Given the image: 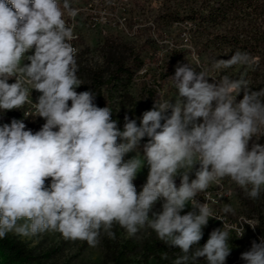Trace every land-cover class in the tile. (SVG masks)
Segmentation results:
<instances>
[{
    "label": "clouds",
    "instance_id": "9594fccd",
    "mask_svg": "<svg viewBox=\"0 0 264 264\" xmlns=\"http://www.w3.org/2000/svg\"><path fill=\"white\" fill-rule=\"evenodd\" d=\"M65 11L77 15L70 0H0V113L32 104L45 121L37 131L23 119L0 123V240L59 233L96 248L102 238L117 239V226L137 239L150 229L178 250L171 264H227L228 230L214 228L200 244L209 220L223 218L197 197L225 178L249 199L264 193V89L251 88L243 73L212 79L177 62L176 98L157 99L139 118L126 113L121 130L93 90L77 91L83 83ZM249 63L237 49L211 67ZM145 167L138 191L134 181ZM239 258L264 264V235Z\"/></svg>",
    "mask_w": 264,
    "mask_h": 264
},
{
    "label": "rangeland",
    "instance_id": "374dc122",
    "mask_svg": "<svg viewBox=\"0 0 264 264\" xmlns=\"http://www.w3.org/2000/svg\"><path fill=\"white\" fill-rule=\"evenodd\" d=\"M202 2L203 0H70L71 8L77 10V15L72 17L68 11H65L64 19L68 24L75 25L80 38L79 44L74 45L77 49L78 77L83 83L87 71H95L104 67L108 49L123 44L144 62V67L137 72L136 79L130 88L131 93L136 97L146 86L158 91L156 100L176 98L177 90L170 78L174 75L176 65L172 68L170 66L175 52L181 49L184 53L180 63H189L197 71L207 70L210 78L219 79L221 75L209 70L210 63L213 61L211 49L207 46L203 47L209 38L203 36L192 40L188 33L190 24L173 20V17H186L193 9L199 10ZM92 15L107 17L108 24L90 22ZM119 20L123 24H120ZM115 22H118V25H114ZM81 87L82 85L77 89L78 92ZM38 95L39 93L33 90L34 102ZM26 106L29 113L36 114L32 104ZM5 122L10 121L0 120V123ZM260 135H264V127ZM258 142L264 144V136H261ZM132 155L135 153H129L126 159ZM147 171L145 167L134 181L138 191L146 182ZM178 184L179 180H177ZM207 192L214 199L213 202H216L214 205L217 204L216 206H220V209L223 210L226 205L231 206L233 211L228 214L232 220H238V216H245L253 225L255 224L256 229L264 220V193L257 200L249 199L242 189L227 178L210 186ZM155 210H160V203L156 204ZM188 210L190 208L185 211ZM249 228L245 239L240 241L243 245L234 247L235 258L232 261L228 260L227 264H245L239 258L240 253L248 250L250 242L256 239L252 227ZM261 229L262 227H258L257 234ZM115 231L116 235L120 233L122 237L125 236L119 226L115 228ZM208 234L206 227L204 238L200 241L201 246L206 242ZM260 234L259 236L262 235ZM7 237L17 236L9 233ZM105 239L102 238L101 244L96 248L85 247L86 242L66 241L59 233H45L31 239L21 240L29 247H39L41 252L54 253L50 263L104 264ZM0 264H9L6 252L1 246ZM151 264L159 263L153 260Z\"/></svg>",
    "mask_w": 264,
    "mask_h": 264
},
{
    "label": "trees",
    "instance_id": "16d2710c",
    "mask_svg": "<svg viewBox=\"0 0 264 264\" xmlns=\"http://www.w3.org/2000/svg\"><path fill=\"white\" fill-rule=\"evenodd\" d=\"M173 20L190 24L188 33L192 40L203 36L209 38L203 47L211 49L212 60L227 59L237 49L246 52L250 61L247 66L236 65L230 69L210 67L209 70L232 78H238L243 73L251 88L264 89V0H203L199 10L193 9L186 17H173ZM183 53V49L175 52L170 68L182 61ZM104 64L102 68L86 72L80 91L93 90L97 95V105L110 107L112 118L118 120L122 130L124 115L127 113L131 118L141 117L144 111L152 108L158 91L145 86L137 97L131 93L130 88L137 72L144 67V62L123 44L108 49ZM26 108L25 105L20 110L0 113V120L23 119L28 128L39 130L44 119L33 112L29 113ZM146 140L141 141V149ZM258 227H262L260 233L263 235L264 220ZM121 231L124 232L123 229ZM124 234L122 237L117 233L115 241L104 240V264H151L153 260L159 264H171L178 253V250L168 249L157 240L156 234L150 229L138 233L139 239L128 238ZM240 245H243L240 241L230 238L233 248L227 261L235 258L233 249ZM0 246L5 250L9 264H55L50 263L54 253L41 252L39 247H29L17 237L0 240ZM165 251L169 259L162 260L161 253Z\"/></svg>",
    "mask_w": 264,
    "mask_h": 264
},
{
    "label": "built area",
    "instance_id": "2783aa9c",
    "mask_svg": "<svg viewBox=\"0 0 264 264\" xmlns=\"http://www.w3.org/2000/svg\"><path fill=\"white\" fill-rule=\"evenodd\" d=\"M108 18L105 16H91L90 17V22H96L97 24H102V25H107L108 24ZM120 24H123L121 20H119ZM114 25H118V22H115ZM73 28L74 32V39L71 41L72 45H78L80 42V38L78 37V31L75 30V25L74 24H69ZM122 27V26H121ZM123 28V27H122ZM207 200L209 207L214 211V213L220 217L223 218V223L222 221H218L215 219H210L209 224L207 226L208 232L210 233L212 229L218 228V227H223L224 229H234L237 230V235L238 233L244 231V220L247 219L245 216H238V225H231L230 222V215L228 213H225L222 209H220L218 206L214 205L216 202H213L214 199L210 197V195L207 192V195L205 197V194H201V196H198L197 199L200 202H206L205 199ZM213 202V203H212ZM216 206V207H215ZM183 214V213H182ZM256 239L259 237L258 235H255Z\"/></svg>",
    "mask_w": 264,
    "mask_h": 264
},
{
    "label": "bare ground",
    "instance_id": "6f19581e",
    "mask_svg": "<svg viewBox=\"0 0 264 264\" xmlns=\"http://www.w3.org/2000/svg\"><path fill=\"white\" fill-rule=\"evenodd\" d=\"M73 47H75L76 48V46H73ZM230 222H231V225H238V220H232L231 218H230ZM254 226L249 220H247V219H245L244 220V236H243V238H238V235H237V230H234V229H226V230H228L229 232H230V236L232 237V238H234L235 240H237V241H241V240H243V239H245V236H246V232H247V230H248V228L249 227H251V226ZM250 229V228H249ZM213 230V229H212ZM211 230V231H212ZM253 232L256 234V235H258L257 234V229H255V230H253ZM254 234V235H255Z\"/></svg>",
    "mask_w": 264,
    "mask_h": 264
}]
</instances>
